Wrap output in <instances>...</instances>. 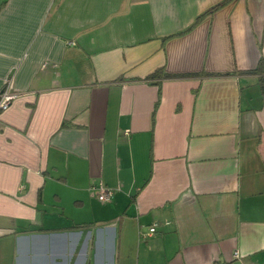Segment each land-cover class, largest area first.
<instances>
[{"label": "crops", "instance_id": "1", "mask_svg": "<svg viewBox=\"0 0 264 264\" xmlns=\"http://www.w3.org/2000/svg\"><path fill=\"white\" fill-rule=\"evenodd\" d=\"M261 58L264 0H0V264H264Z\"/></svg>", "mask_w": 264, "mask_h": 264}, {"label": "built area", "instance_id": "2", "mask_svg": "<svg viewBox=\"0 0 264 264\" xmlns=\"http://www.w3.org/2000/svg\"><path fill=\"white\" fill-rule=\"evenodd\" d=\"M18 93L13 90L12 80L10 76L6 77L3 83V86L0 90V112L6 110L11 102L18 97ZM90 189L93 191L96 198L101 202H108L113 194V190L105 186L101 181L92 183ZM155 232V224L151 225L148 229V235H151ZM233 257H239L237 251L233 252Z\"/></svg>", "mask_w": 264, "mask_h": 264}, {"label": "trees", "instance_id": "3", "mask_svg": "<svg viewBox=\"0 0 264 264\" xmlns=\"http://www.w3.org/2000/svg\"><path fill=\"white\" fill-rule=\"evenodd\" d=\"M252 71L259 75L258 82H259L260 90L262 94H264V58H261L259 60L256 67ZM155 77L172 78V77H183V76L170 75L166 73L163 70V68H159L148 76L149 79Z\"/></svg>", "mask_w": 264, "mask_h": 264}]
</instances>
